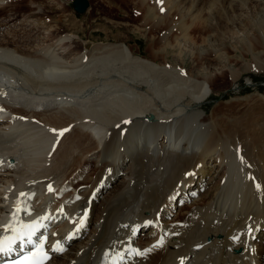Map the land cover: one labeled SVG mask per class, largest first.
<instances>
[{
    "label": "bare ground",
    "instance_id": "1",
    "mask_svg": "<svg viewBox=\"0 0 264 264\" xmlns=\"http://www.w3.org/2000/svg\"><path fill=\"white\" fill-rule=\"evenodd\" d=\"M8 1L0 0V10L13 11L19 0ZM141 3L155 12L205 15L201 28L215 45H205L204 56L191 59L183 74L185 58L174 57L180 69H165L134 56L124 43H87L80 55L68 49L71 36L51 43L59 52L0 37V237L12 235L4 228L22 201L28 211L20 210L18 221L44 225L38 234L46 237L49 258L43 264H103L114 241L125 242L115 245L118 251L128 243L143 250L160 237L162 246L142 257L125 253L124 264H180L181 258L183 264H264V96L250 97L241 117L223 123L201 114L223 76L211 64L227 63L226 37L237 39L221 36L218 23L225 15H252L264 0ZM261 7L262 29H245L251 50L264 49ZM33 16H26L24 32L31 33L26 23ZM208 58L203 74L193 63ZM258 59L257 72L264 70V56ZM49 63L54 67H45ZM228 69L235 84L238 71ZM50 129L67 131L59 136ZM22 192L34 195L29 200ZM45 215L50 219L40 220ZM157 219L158 226L145 227ZM58 241L64 251L51 252Z\"/></svg>",
    "mask_w": 264,
    "mask_h": 264
},
{
    "label": "rangeland",
    "instance_id": "2",
    "mask_svg": "<svg viewBox=\"0 0 264 264\" xmlns=\"http://www.w3.org/2000/svg\"><path fill=\"white\" fill-rule=\"evenodd\" d=\"M30 1L32 2L29 3V0L13 2L15 3L11 4L13 11L7 6L0 10V24L3 25L0 28V37L4 35L6 40L9 38V41L16 45L17 40L28 39L31 45H38L47 49L48 52H59L58 47H54L55 44L52 46L51 43L64 35L71 36L70 41L72 42L69 43L68 49L71 50V53H74L75 50V53L79 51V53L81 52L80 55L87 43H92L95 46L124 43L134 56L162 64L165 69L175 68L178 70L180 66H184V69L181 70L183 74L192 66V61L196 60L197 56H204L206 46L212 43L215 45L212 38L207 35L210 31L201 28V24L205 23V15L200 13H181L176 9H172V12H169L170 10L158 12L156 10L158 12L156 13L151 10L153 6L148 7L146 5L145 7L141 0H88V9L83 14H77L72 8L73 0ZM7 3L10 4L12 1ZM260 7L255 11L252 9L251 12L254 11L252 15L244 14L243 17L236 14L234 16L225 15L222 21L218 23L224 28L221 36L234 34L237 37V39H231V36L226 37L228 48L224 50V54L221 48L217 51L228 58L227 63L212 62L211 64L209 58L206 62L196 63L195 61L193 63L198 65L196 68L201 70L203 74L209 70L207 66L210 64L216 66L217 69H222L223 72V76L219 77L212 85L209 98L201 105V114L206 115V117L210 116L209 119H218L223 123L224 119L230 120L234 117H241V113L247 108L244 104L247 102L251 104V99H254L250 97L256 94L264 96V70L257 72L259 67H257L255 60V58H259L258 61L263 59L264 49L260 47L251 50L248 44L250 39L245 32L247 24L253 25V28L257 29L256 31L262 29ZM261 8L264 12V6ZM31 13H34V16L26 23V28L31 33L24 32L22 30L23 24L27 20L26 16ZM159 13L160 15H158ZM22 15L24 16L22 17ZM186 27H189L186 33L187 38L181 35L184 34L181 29ZM237 41H240L239 45H237ZM177 42L179 43L177 44ZM230 44L238 47L233 50ZM68 53L65 57L70 56ZM179 56L185 58L184 63L180 66H174V57ZM46 65L47 68L54 67L50 63ZM230 67L232 70H237L239 74L235 84L232 83L229 75L228 70L230 69L228 68ZM247 67L250 68L247 70ZM101 71L94 73L99 74ZM58 98L60 97H56V99ZM221 122L219 123L222 124ZM225 123V125H229L227 122ZM175 217L179 216H172V218Z\"/></svg>",
    "mask_w": 264,
    "mask_h": 264
},
{
    "label": "snow or ice",
    "instance_id": "3",
    "mask_svg": "<svg viewBox=\"0 0 264 264\" xmlns=\"http://www.w3.org/2000/svg\"><path fill=\"white\" fill-rule=\"evenodd\" d=\"M157 2H161V0H157ZM163 11V9H161ZM3 109H0L2 111ZM51 132L54 134L58 133L59 136H62L64 132L67 131V129L63 130H56V129H50ZM238 159L241 164L244 163L243 157L238 155ZM260 186L257 185V188ZM47 191L49 193L54 192L52 185L47 186ZM20 197H26L27 199H31L34 194H26V193H20ZM75 199H80L79 196H77ZM170 199H175V197H171ZM22 203V201H18L17 204L13 205L14 211L12 214V222H10L8 225H5L4 230L8 231L11 229L12 235H5L3 237H0V254L7 255L8 253L13 252L14 245L18 244L19 252L21 253V256L17 258L14 261H11L10 264H43L44 260H47L49 258L48 254L44 251V244L46 237H43L39 239L38 242H34L33 237L36 236L37 231L39 228L44 227L43 224H40L38 221H33L31 223H22L19 222L17 219L18 212L20 210L28 211L27 207L21 208L19 205ZM58 213L61 215L64 214V205H61V207L57 210ZM87 216V212L85 211L84 217ZM84 217H81L79 219V223L77 224L76 231H79V228L83 226L84 223ZM50 217L48 215H45L40 218V220H48ZM73 223H76V221H71ZM155 223L156 226H158V219L157 221H146L145 227L153 225ZM136 229H133V236L136 235ZM68 239L72 238V235L70 234ZM125 243L123 241H114L113 242V249L111 251H105L104 252V261L103 264H124L125 261V253L129 257L131 256H144L148 252H151L157 247L162 246L163 244V237H160L156 241V243L152 244L150 247L146 249H137L133 248L131 243H128L127 246L123 250H116L115 245ZM26 246H31L30 251H25ZM64 251V248L62 247L61 243L58 241L56 244H54L51 248V252L53 253H61ZM180 264H183V258L180 260Z\"/></svg>",
    "mask_w": 264,
    "mask_h": 264
},
{
    "label": "water",
    "instance_id": "4",
    "mask_svg": "<svg viewBox=\"0 0 264 264\" xmlns=\"http://www.w3.org/2000/svg\"><path fill=\"white\" fill-rule=\"evenodd\" d=\"M89 7L88 0H74L72 2V8L77 14H83ZM152 120V117L149 118Z\"/></svg>",
    "mask_w": 264,
    "mask_h": 264
}]
</instances>
